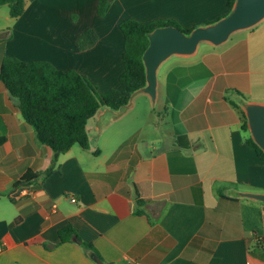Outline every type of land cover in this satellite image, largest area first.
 Wrapping results in <instances>:
<instances>
[{"label":"crops","instance_id":"1","mask_svg":"<svg viewBox=\"0 0 264 264\" xmlns=\"http://www.w3.org/2000/svg\"><path fill=\"white\" fill-rule=\"evenodd\" d=\"M110 2L100 16L98 0H25L0 27V62L45 59L105 92L120 87L123 19L194 28L227 11V0ZM88 28L97 39L80 49ZM157 81V111L139 94L150 104L140 113L138 96L107 124L97 112L89 148L74 144L52 164L0 80V264H264V202L232 194L264 192L239 104L264 102V20L170 57ZM27 172L31 180L16 184ZM67 224L76 235L60 242Z\"/></svg>","mask_w":264,"mask_h":264},{"label":"trees","instance_id":"2","mask_svg":"<svg viewBox=\"0 0 264 264\" xmlns=\"http://www.w3.org/2000/svg\"><path fill=\"white\" fill-rule=\"evenodd\" d=\"M233 2L234 0H227L225 14L230 11ZM110 3V0H98L97 11L100 16L108 11ZM4 4L8 5L12 18L19 17L24 12L25 0H0V5ZM165 24L171 23L160 20L140 22L131 18L123 19L119 23L123 34L121 52L123 70L119 77L120 87L110 88L105 92H100L94 83L78 71L58 69L45 59L24 60L16 56H5L2 59L0 80L17 99L21 114L34 127L37 139L53 150L52 164L61 153L66 152L74 144L84 149L89 148L87 124L98 110L103 106L118 109L129 100L136 89L145 85L142 54L148 45L147 33ZM172 24L186 33L193 28H183L176 22ZM96 39L94 30L88 28L79 35L78 47L89 48ZM243 118L242 129L247 131L244 114ZM246 141L264 163L262 149L250 136ZM32 177L33 174L27 172L16 184L28 182ZM58 235L60 242H65L76 233L73 226L67 224L59 229ZM84 244L88 249L94 250L91 243Z\"/></svg>","mask_w":264,"mask_h":264},{"label":"water","instance_id":"3","mask_svg":"<svg viewBox=\"0 0 264 264\" xmlns=\"http://www.w3.org/2000/svg\"><path fill=\"white\" fill-rule=\"evenodd\" d=\"M264 20V0H234L230 11L217 20L199 25L188 33L174 24L160 25L147 33L148 45L142 54L145 85L136 89L118 109L105 106L97 115V124H107L124 115L139 94L148 96L154 105L157 99V75L160 66L172 56L194 55L201 43L220 46L233 34L251 29ZM246 117L247 129L254 143L264 152V102L239 100ZM236 197L264 202V192L232 190ZM79 242V239H76ZM94 259L102 264L101 260Z\"/></svg>","mask_w":264,"mask_h":264},{"label":"rangeland","instance_id":"4","mask_svg":"<svg viewBox=\"0 0 264 264\" xmlns=\"http://www.w3.org/2000/svg\"><path fill=\"white\" fill-rule=\"evenodd\" d=\"M8 17H10L8 5L7 4L0 5V27L4 26L6 23H8V20H7V19H9ZM202 45H206V44H202ZM202 47L205 48L206 46H202ZM155 103H154V108H152L150 106L151 107L150 109H155V111H157L159 109V106H158V104H155ZM148 105H150V104H149L148 98L146 96H143V95L138 96L137 101H136V105L134 106V112L133 113H137V112L140 113L142 111V107H144V108L149 107ZM248 135H249V132H248Z\"/></svg>","mask_w":264,"mask_h":264},{"label":"built area","instance_id":"5","mask_svg":"<svg viewBox=\"0 0 264 264\" xmlns=\"http://www.w3.org/2000/svg\"><path fill=\"white\" fill-rule=\"evenodd\" d=\"M22 191L24 192L25 191V189H22ZM73 201L75 200L74 198H71ZM259 237V239H263L264 240V236H258Z\"/></svg>","mask_w":264,"mask_h":264}]
</instances>
